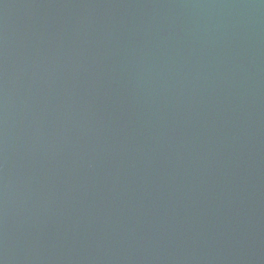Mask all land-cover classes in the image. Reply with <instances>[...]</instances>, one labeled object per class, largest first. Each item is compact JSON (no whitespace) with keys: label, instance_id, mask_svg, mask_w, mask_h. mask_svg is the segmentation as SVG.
I'll return each mask as SVG.
<instances>
[{"label":"water","instance_id":"water-1","mask_svg":"<svg viewBox=\"0 0 264 264\" xmlns=\"http://www.w3.org/2000/svg\"><path fill=\"white\" fill-rule=\"evenodd\" d=\"M0 264H264V0H0Z\"/></svg>","mask_w":264,"mask_h":264}]
</instances>
